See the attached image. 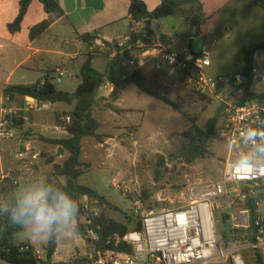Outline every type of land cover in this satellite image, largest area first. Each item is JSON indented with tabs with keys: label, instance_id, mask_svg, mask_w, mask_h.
I'll return each mask as SVG.
<instances>
[{
	"label": "rangeland",
	"instance_id": "obj_1",
	"mask_svg": "<svg viewBox=\"0 0 264 264\" xmlns=\"http://www.w3.org/2000/svg\"><path fill=\"white\" fill-rule=\"evenodd\" d=\"M204 13L208 17L200 32L204 46L211 50L212 65L207 69L208 74L243 73L244 50L264 41V9L248 0H204ZM176 24L174 29L167 28V32L172 40V49L181 52L189 45L186 37L189 30L181 17ZM6 64V59L0 58V75H3V67L8 68ZM104 66L105 57L95 61L98 70L103 72ZM126 66L129 70L134 69L127 63ZM75 72L70 69L60 78L52 72L51 77L58 88L72 94L79 83ZM144 74L149 88L169 97L177 108L149 96L135 84H131L117 100L118 108L109 97L104 98L108 90L101 87L97 92L94 115L101 123L99 133L105 136L104 142L84 138L82 161L90 163L91 167L79 180L81 184L97 190L111 204L84 199L86 210L98 214L105 211L107 216L122 223L130 221V231L137 225L133 217L137 208L146 212L185 206L190 198L189 187L219 181L230 155V146L218 139L209 144L206 158L188 163L182 157L187 144L183 132L193 122L205 127L208 120L222 109L220 95L202 97L187 86L179 71L156 58L149 59L144 66ZM12 80L20 79L15 75ZM4 103L20 107L25 100L13 103L5 99ZM66 107L61 103L47 109L18 112L22 125L16 138L0 143V202H6L11 195L7 178L18 182L16 196L28 184L55 179L53 164L62 163L68 153L59 155L56 146L40 137L65 136L63 130L56 127V112ZM112 107L121 109V112L113 111ZM26 142L31 143V151L20 159L18 153L24 151ZM58 179L64 181V178ZM213 217L217 234L225 235L227 224L223 222L220 211H215ZM79 223L85 225L88 221L82 216ZM96 240L93 232L86 236L77 233L62 237L50 263L77 264L80 257L93 254ZM22 241L30 242L38 251H46L48 243L21 233L16 242ZM244 255L247 264H256L253 252L245 251ZM0 264L8 263L0 261ZM207 264L230 262L211 260Z\"/></svg>",
	"mask_w": 264,
	"mask_h": 264
},
{
	"label": "built area",
	"instance_id": "obj_2",
	"mask_svg": "<svg viewBox=\"0 0 264 264\" xmlns=\"http://www.w3.org/2000/svg\"><path fill=\"white\" fill-rule=\"evenodd\" d=\"M145 29V22L135 23ZM112 59L120 56L132 68H141L156 58L181 73L187 86L196 93L221 96L220 140L230 146L222 178L217 182L189 187L190 198L185 206L161 211H134L141 220L124 235L131 252L95 247L93 254L77 259V264H207L211 260L247 264L244 252H264V168L237 166L238 156L246 151V132L264 124V104L257 99L240 101L248 77L244 73L211 75V50L204 46L199 53L190 47L181 52L170 50L162 42L148 46L142 39H133L131 32L116 41L103 43ZM250 92L264 94V49L252 56ZM64 73H59V78ZM111 84V83H110ZM112 85V84H111ZM113 87V85H112ZM51 103L26 97L25 104L15 107L2 104L0 143L13 140L20 129L18 112L49 108ZM70 121V117L66 118ZM18 153L24 159L31 145ZM16 185L17 181L13 180ZM220 211L227 224V233L218 235L213 214ZM37 264L46 262V251H36Z\"/></svg>",
	"mask_w": 264,
	"mask_h": 264
},
{
	"label": "trees",
	"instance_id": "obj_3",
	"mask_svg": "<svg viewBox=\"0 0 264 264\" xmlns=\"http://www.w3.org/2000/svg\"><path fill=\"white\" fill-rule=\"evenodd\" d=\"M33 0H21L20 9L16 19L8 24V30L14 34L21 30V25L28 8ZM47 13L53 14L56 17H61L64 14L58 0H39ZM203 0H161L159 6L153 11H149L145 2L142 0H131L129 7L130 25L128 32H131L133 39L140 38L148 46L153 47L158 42L164 45H169L171 39L161 33L159 25H152L151 32L147 35L145 29H140L135 26V23L145 22V19L150 17L152 22H158L162 19H167L170 15L173 18L181 17L186 26L190 28L196 27L197 36L201 35L200 28L207 21V17L203 9ZM255 4L264 9V0H254ZM157 24V23H156ZM51 21L44 20L33 26L30 30V38L34 39L42 35L50 27ZM99 31L93 34L86 33L81 36L82 40L90 44L97 38ZM189 33L186 37H189ZM108 44V42H105ZM191 48V44H190ZM192 49V48H191ZM264 49V42L255 44L245 51V67L243 73L249 78L245 85V91L241 98L242 102L257 99L264 104V94H255L250 92L252 79V56L256 50ZM98 52L92 51L89 53L86 62L80 69L81 81L77 88L79 95L73 96L71 93L57 88L53 81V77L47 75L43 82L37 81L32 84H12L5 87L3 97L10 100L16 97L25 99L33 97L40 102L58 103L64 102L67 104L75 103L74 109L70 112L57 113L56 125L64 128L68 136L65 138H51L41 136L40 138L56 146L61 147L68 153V157L62 163L53 164V177L47 182H55L63 187V189L73 195L79 203L78 216V232L86 236L88 232H93L97 236L95 245L98 248H110L118 251L131 252V246L123 241V237L130 231L129 223H122L107 216L105 211L101 213H89L83 203L84 199L100 204L111 205L97 190L88 185H83L79 182L80 178L89 171L91 164L82 161L83 139L90 137L95 138L99 143L104 142V137L99 133L101 127L100 121L94 115V108L97 105L98 98L96 88L99 82L101 85L109 82L113 85V89L109 94V98L116 102L131 84H135L139 90L149 96L168 104L175 109L177 105L169 97L158 93L149 88L144 74V67L129 70L127 69L125 59L117 56L113 58L107 67L105 73L99 72L92 64V61L98 56ZM202 97L205 95L198 93ZM23 103V101H22ZM113 111L119 113L121 109L112 107ZM221 109L211 119L208 120L205 127H201L195 122L183 132V137L187 140L182 151V157L188 163H192L198 158H206L209 154V144L220 139V122ZM70 117V121L66 118ZM22 125V120H19ZM53 162V161H52ZM58 178H64V181H59ZM6 181L10 184V192L7 201L15 202L16 185L9 178ZM85 216L88 223L80 225V218ZM136 229H141V220L136 217ZM133 217H128L130 220ZM23 233V230L13 226L6 216H0V261L8 264H37L39 261L36 256V248L28 241L17 243L16 238ZM58 248V241L48 242L46 246V262L50 263L51 259ZM252 252V251H251ZM254 259L256 264H264L263 253L256 251Z\"/></svg>",
	"mask_w": 264,
	"mask_h": 264
},
{
	"label": "crops",
	"instance_id": "obj_4",
	"mask_svg": "<svg viewBox=\"0 0 264 264\" xmlns=\"http://www.w3.org/2000/svg\"><path fill=\"white\" fill-rule=\"evenodd\" d=\"M20 1L21 0H0V58L6 59V65H8L7 69L4 67L2 68L3 75H0V105H2L3 100L9 99L3 97V91L8 85L32 84L37 81L43 82L47 75L51 76L52 72L54 73V76L59 75L60 72H63V76H65L66 73L72 69L76 71L75 78L78 79L80 83V69L86 62L89 53L95 50L99 54L92 61V64L95 67V61L100 57H105L106 66H104V71L102 72L95 67L99 72L105 73L112 57L111 51L104 48L102 44L105 42L116 41L127 34L131 22L129 16L131 0H58L64 11V14L61 17H56L53 14L47 13L43 4L39 0H33L22 22L21 30L12 34L8 30V24L16 19L20 9ZM142 1L145 2L149 11H153L161 3V0ZM202 2L204 9V0ZM248 2L255 4L254 0H248ZM179 18L180 17L174 18L175 22ZM44 20L51 21L50 27L42 35L31 39V28ZM208 24H210V20ZM152 25H159L161 33L170 38V35L167 32L168 27L166 25V19L152 22ZM186 27L190 34L189 37H187L189 43L188 47H190L192 40L197 35L194 33V28ZM95 31H99L97 38L90 44H87L82 40L81 36L83 34H93ZM215 31L216 27H214V33ZM199 36H202V34ZM166 46L170 50H173L172 40L171 43ZM251 46H248L247 48ZM15 75L17 76V79L20 80L13 81L12 79ZM31 78L34 80H29ZM101 87L108 90L107 95L104 96V98H108L113 89L112 85L109 82H105L100 88ZM23 100L25 99L16 97L10 101L14 103ZM116 102L114 103L115 105ZM61 103L64 102L50 104V106H56ZM64 104H66L67 107L58 110L56 114L70 112L74 109L75 103ZM117 107L120 108L119 106ZM56 127L63 130V135L65 136L51 138H65L68 136L65 129L58 127L57 125ZM59 132L61 133V131ZM26 144L31 145L30 142H26L25 145ZM13 180L15 179L12 178V181ZM262 253L264 254V252Z\"/></svg>",
	"mask_w": 264,
	"mask_h": 264
},
{
	"label": "clouds",
	"instance_id": "obj_5",
	"mask_svg": "<svg viewBox=\"0 0 264 264\" xmlns=\"http://www.w3.org/2000/svg\"><path fill=\"white\" fill-rule=\"evenodd\" d=\"M246 151L236 160L237 166L264 168V124L250 127L246 132ZM80 208L77 199L55 182L26 185L15 202H0V216H6L23 235L47 242L78 232Z\"/></svg>",
	"mask_w": 264,
	"mask_h": 264
},
{
	"label": "water",
	"instance_id": "obj_6",
	"mask_svg": "<svg viewBox=\"0 0 264 264\" xmlns=\"http://www.w3.org/2000/svg\"><path fill=\"white\" fill-rule=\"evenodd\" d=\"M166 25L170 29H174L176 27V22H175L174 18L172 17V15H170L166 19ZM151 27H152V19L150 17H148L145 19V32L147 35L151 32ZM194 33H196V27H194ZM203 43H204V38L202 36H196L191 42V48H192L193 52L199 53L200 49L203 47ZM100 86H101V82H99L97 85L96 94H97L98 90L100 89ZM72 95L77 96V95H79V93L74 92V93H72ZM58 153H59V155H63L65 153V151L63 148L60 147L58 149Z\"/></svg>",
	"mask_w": 264,
	"mask_h": 264
}]
</instances>
